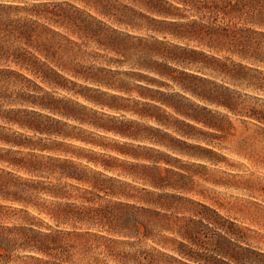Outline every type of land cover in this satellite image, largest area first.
I'll return each instance as SVG.
<instances>
[{
  "label": "trees",
  "instance_id": "16d2710c",
  "mask_svg": "<svg viewBox=\"0 0 264 264\" xmlns=\"http://www.w3.org/2000/svg\"><path fill=\"white\" fill-rule=\"evenodd\" d=\"M127 1L130 5L119 0H64L59 7L39 9L32 0H0V164L15 172L0 169V247L4 249V254H0V264H89L90 253L99 249L101 244L108 257L104 264H116L119 259H127L126 254L122 256L116 251V245L126 242L122 232L131 230L128 228L131 210L139 207L129 203L130 200L135 201L133 194L122 191L117 194L118 190L112 187L104 193L111 196L113 204L120 209L116 216L111 211H101L98 200H85V208L79 203H69L71 198L57 185L58 181L64 180L83 187L85 181L81 165L102 171L108 180L119 178L112 174L119 171L116 164L121 160L112 156L101 159L103 154L87 147H102L101 144L84 135L85 131L96 137L101 136L92 129L131 139L135 137L130 129L119 126L123 123H117L116 117L99 114L78 102L55 98L44 90L48 87L70 91L66 84L74 83L68 77L110 87L84 68L64 66V56L71 51V46L81 44L70 39L68 32L113 53L116 49H123L128 38L144 39L108 26L92 11L115 25L142 29L144 22L148 25L167 24L150 15L168 17L171 16L170 9H178L175 3L187 6L196 18L187 22V41L198 47L190 50L192 59L197 61L193 63L201 62L204 69L230 77L234 82L237 79L235 75H246L250 68L240 63L227 64V58H219L211 52H228L242 60L264 65V48L254 38L264 40V32L261 31L264 29V0ZM137 24L142 26L137 27ZM168 70L171 68L167 64H161L154 73L168 77ZM18 85L29 91L16 90ZM114 88L123 91L122 88ZM84 90L91 91L86 87ZM143 92L140 97L143 101L147 98L148 102L144 103L143 110L137 112L122 105L124 98L121 96H110L111 103L102 104L84 94L79 95L89 103L107 105L113 111L131 112L141 119L165 126L157 112L164 113L162 107H173L165 98L156 95H166L152 89ZM197 95L202 98L212 94L204 91ZM104 116L107 121H104ZM11 127L30 134L13 131ZM68 128L73 131H66ZM77 128L80 132L75 131ZM152 170L155 172L156 169ZM121 173L136 179L124 170ZM153 174L152 188L166 186L162 177ZM119 183L137 188L120 178ZM141 190L151 191L147 188ZM171 197L158 194V198ZM39 201L47 204L41 207ZM114 224L122 225L120 231L113 228ZM135 230L144 232L142 227ZM163 249L173 251L168 246H163ZM177 253L187 259L183 250ZM157 254L170 257L158 249ZM140 256L143 257L140 264H153L156 260L154 255L145 256L143 251ZM96 259L92 257L91 264H95ZM191 259L218 264L200 256H191Z\"/></svg>",
  "mask_w": 264,
  "mask_h": 264
},
{
  "label": "rangeland",
  "instance_id": "374dc122",
  "mask_svg": "<svg viewBox=\"0 0 264 264\" xmlns=\"http://www.w3.org/2000/svg\"><path fill=\"white\" fill-rule=\"evenodd\" d=\"M119 1L130 5L127 0ZM174 6L178 9H170L171 16L150 15L158 21L167 22V24L151 23L148 25L144 22L145 27L142 29L115 25L92 11L95 17L108 26L133 36L144 37L143 33L150 29L155 31L161 40L167 37L169 40L176 41L175 48L165 52V55L175 57V61L167 63L171 68L170 71L168 70L170 76L162 77L153 73L150 77H146L143 73H126L140 79L141 88L144 81L151 83L153 91L162 92L166 95L165 97L158 94L156 96L165 98L174 109L162 107L165 112H157L165 126L143 119L146 123L142 129L133 130L130 124L121 121L123 124L119 126L128 128L134 133L143 131L146 136L152 138L138 148L131 147L129 143L133 140L131 138L95 129L91 131L107 138L116 146L108 147L103 142H97L102 147L89 145L87 147L98 153H108L109 156L120 159L121 162L116 164L119 171L112 175L131 183L135 187L147 181L148 190L153 189L151 187L153 173L162 177L166 186H170L166 183L170 173L184 177L188 169L177 168L173 162L181 161L188 157L189 153L197 154L198 158H203L208 163L216 161L222 164L226 170L227 178H222L212 184L210 191L215 194L214 196L205 195L203 191L192 192L189 190L184 192L183 188L179 189V191L184 192L183 195H178L174 191L159 193L173 196V198H164L165 202H169L171 205L185 200L198 205L201 209L200 214L204 219L193 221L189 217L190 222L185 225L183 235L180 232H169L168 243L166 245L157 244L156 249L167 253L171 258L158 254L154 255V258L168 264H207L203 260L194 261L191 256L214 260L218 264H264V183H261V180L264 179L261 177V173L264 172V130L255 127L264 121V109H249L250 114H245L244 122H237V112L233 107L234 98L241 94L237 91V82L245 84L247 91L243 93L244 95L252 92L253 88H258L261 82H264V65L254 63L252 60H242L237 55L228 52H211L212 55L219 58H227V64L240 63L250 68L246 75H235L234 78L237 79L234 82L230 77L219 76L208 69H204L201 62L193 63L197 61L192 59L190 50L198 49V47L195 43L187 41V22L196 18L187 10V6L176 5V3ZM61 31L67 32L64 29ZM261 31L264 32V29ZM67 36L78 43L87 42L89 47L100 48L92 42L80 40L76 35L69 32ZM254 38L264 48V40ZM199 49L208 51L203 47ZM109 53L115 59L117 54ZM186 65H191V67H186ZM92 68L93 66L88 65L84 69L95 78L110 84L112 76L116 72L117 64L112 63L107 67L97 66L95 70ZM68 78L74 83L66 84L70 91L48 87H45L44 90L55 98L78 102L99 114L114 116L118 121L122 115L127 116L130 121L134 117L141 119L131 112L113 111L107 105L104 107L89 103L79 95L84 94L97 100V102H102V104H110L111 100L105 101L106 96L116 95L125 98L126 92L118 91L114 87H106L103 84L96 85L81 79ZM85 87L91 91L84 90ZM172 87L177 90L174 93L167 92V89ZM204 91L210 92L212 95L210 97H198L197 94L201 95ZM142 94L144 92L135 95L142 96ZM151 95L154 96L153 93ZM140 100L143 101L141 97ZM103 119L107 121L105 116ZM11 129L19 133L30 134L15 127H11ZM153 140L157 142L153 143ZM123 153L127 155H123ZM153 154L157 156V164L152 163ZM208 163L199 164L197 167L206 169ZM129 164L138 167L131 168L128 166ZM154 168L156 169L155 172L152 170ZM0 169L11 170L3 164H0ZM121 170L133 174L136 179L122 175ZM17 175L23 176L21 173H17ZM129 203L139 205L134 200H130ZM205 219H208L221 231L215 232L214 228L209 229L208 225L204 223ZM209 233L214 234L211 241L209 240ZM163 246H168L173 251L163 249ZM179 250L187 253V259L178 255L177 251Z\"/></svg>",
  "mask_w": 264,
  "mask_h": 264
},
{
  "label": "clouds",
  "instance_id": "9594fccd",
  "mask_svg": "<svg viewBox=\"0 0 264 264\" xmlns=\"http://www.w3.org/2000/svg\"><path fill=\"white\" fill-rule=\"evenodd\" d=\"M64 3V0H32V4H36L39 9L44 8H56L60 4ZM32 5L29 4V7ZM36 19V17H33ZM141 24H137V27H141ZM143 40H136L134 38H128L127 43L123 49H116V57L112 58L110 53L105 49L89 47L87 42L79 45L71 46V51L64 56V66L69 69H83L88 65L95 67H107V65L116 63L117 68L115 74L112 76L110 87H121L124 92L127 93L126 97L122 99L121 103L126 105L129 111L137 112L147 103V98L144 101L140 100V96L136 93H143L146 89H152L153 85L147 81L143 82V89L140 87L141 80L134 76L127 75L126 73H143L144 76L150 77L161 64H167L169 60L175 59V57L165 55L167 50L173 49L176 46V41L169 40L165 37L161 40L155 31L146 30ZM191 38V37H190ZM179 51V49H178ZM191 67V65H186ZM237 91L241 93L234 98L233 107L237 112V122H244L245 114H250L249 109L259 108L264 109V82H261L258 88H255L252 92L244 95L247 91L243 82H237ZM18 91H29L22 85L16 87ZM177 89L175 87L168 88L167 92L174 93ZM42 95V93H40ZM258 97V99H255ZM105 101H110V97L106 96ZM130 124L133 130L142 129V126L146 123L143 119L132 118L130 121L127 116L122 115L119 118V122ZM255 126V125H254ZM261 130H264V121L258 126ZM68 132H72L71 128L66 129ZM80 132V128L75 130ZM89 136L93 142H103L108 147H114L111 141L105 137H96L94 134H89L87 131L83 133ZM151 137L146 136L143 131L135 133L133 140L129 141L131 147L138 148L145 141L151 140ZM210 139V138H209ZM157 141L153 140V143ZM108 153H104L101 159H107ZM153 164H157V156L153 154ZM177 165V168L184 167L188 171L184 177H178L175 174H169V180L166 182L170 186H161L158 189L153 188L151 191H142L141 189L147 188V181L144 184L139 185L137 188H133L127 184H120L119 178L116 181L108 180L102 173V171L87 168L83 165L80 166L81 171L84 173V185H73L69 181L60 180L57 182L58 187L63 188L64 194L71 199L69 203H79L82 208H85V200H98V206L101 211H111L114 215L118 216L120 209L114 204L111 196H106L104 193L108 191L109 187L117 189V194L120 191L125 194H133L135 201L139 204V207L131 210V223L128 226L131 230H125L122 232V237L126 241L122 244L116 245V251L121 255H127V259H119L116 264H140V260L143 257L140 253L143 251L145 256L157 255V244L166 245L168 243V233L180 232L184 233V227L188 224L189 217L191 220H201L204 217L200 214L201 209L198 205L191 203L190 201H181L177 204L169 205L165 202L164 198H158L159 193L174 191L178 195H183L184 192H200L203 191L205 195H215L210 191L212 184L220 181L226 177V170L223 165L213 161L208 163L203 158H198L197 154L189 153L188 157L182 159L179 162H173ZM208 163L206 169H200L197 167L199 164ZM175 171V170H174ZM261 177L264 178V172L261 173ZM255 179V177H253ZM207 181V183H206ZM264 183V179L261 180ZM92 187L89 188L88 186ZM108 186V187H106ZM183 188L184 192L179 191ZM99 193V196H98ZM47 204L46 201H39V206L44 207ZM108 205L109 208L105 209L104 206ZM160 213V215H157ZM196 213V215H193ZM204 223L208 225L209 229H215V232H220L221 229L215 227L213 223H210L208 219L204 220ZM121 226L116 224L113 228L120 231ZM142 227L144 232L136 231V228ZM213 233H209V240L213 239ZM98 243H100L98 241ZM0 254H4V249L0 247ZM96 257L95 264H104L108 259L107 253L103 250V244L99 249H95L90 253L89 264H91V258ZM153 264H164L160 259L153 261Z\"/></svg>",
  "mask_w": 264,
  "mask_h": 264
}]
</instances>
